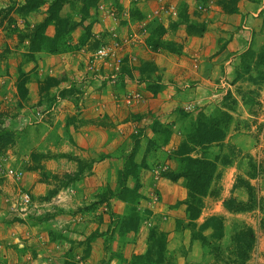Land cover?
<instances>
[{
  "label": "crops",
  "instance_id": "crops-1",
  "mask_svg": "<svg viewBox=\"0 0 264 264\" xmlns=\"http://www.w3.org/2000/svg\"><path fill=\"white\" fill-rule=\"evenodd\" d=\"M181 1L190 12L198 2ZM146 3L150 5L151 13H144ZM146 3L137 4L142 13L140 19L132 20L128 14L127 25L125 22L122 25L119 22L110 23V29L114 28L117 35L125 31L127 33V30L135 34L140 45L122 51L128 59V65H122L119 73L121 78L115 86L106 81L108 86L101 90L103 95H114L117 98H100L101 92L98 98H90L95 94L89 90L85 98H60L57 109L60 114H64L62 119L70 115L76 119V125L70 126L72 142L67 143L64 137H56L55 146L42 145L56 151V154H70L89 168L80 171L77 163L71 161L68 163L71 164L70 169L65 170L67 164L64 163L68 161L56 158L47 160L44 171L24 173L20 185L31 195L33 204L25 213H18L11 207L12 203L0 204V264H100L111 258V254L114 256L109 264H132L133 257L143 255L148 249L149 235L153 230L166 238L168 262L211 264L205 248L193 237L191 228L186 226L188 220L182 202L187 193L183 180L173 182L164 176L169 170H177V162L174 160L149 159L148 165L139 169L137 178L130 180V185L136 180L139 182L142 196L137 209L143 218L136 231L127 232L123 236L115 231L113 238L106 243L104 236L113 220L112 215L127 216L130 208L115 197L101 201L93 211L87 208L99 202V195L106 188L116 190L118 172L123 165L122 157L131 151L133 135L140 133L146 139L153 137L152 122L157 120L170 123L178 110L192 117L198 111L205 115L212 113L223 97L222 92L226 91L229 76L231 81L234 79L238 57L249 47L257 51L264 43V3L250 4L252 6L246 4L245 10L242 7L236 14L221 13L217 6L212 5L211 9L216 14L196 18L189 16L188 23L204 29L200 35L188 34L186 23L162 14L161 8L175 7L172 0H148ZM127 8L130 10L129 1ZM250 9L256 11L255 17L247 15V18ZM155 11L158 14H153ZM42 19L40 16L30 25ZM243 19L247 24L242 25ZM99 21L94 20L93 23V32L97 34L92 33L97 36L98 31H105V27L110 25L106 21ZM157 28L158 34L161 33V41L175 43L179 46L178 52L150 48L148 41L152 34H156ZM53 34V26H48L46 35L51 38ZM75 52L58 55L38 53L36 55L42 59L38 64L20 66L30 76L25 87L31 104L38 102L37 82L46 76L63 75V82L67 83L70 79L79 80L80 83L85 81L81 80L86 67L81 57L83 54L79 50ZM80 61L83 62L82 67ZM18 63L12 65L8 74L4 73L0 77V81L13 84ZM144 63L152 65L154 74L151 79L140 72ZM124 68H129L128 74H122ZM157 78L162 88L154 94L147 87ZM87 81L90 82L89 79ZM91 84L87 85V89L92 87ZM134 94H139V99L130 97ZM125 95L126 98H123ZM188 107L191 109L186 112ZM48 128L59 136L67 133L63 121L60 126L54 124ZM180 142V133L175 130L168 144L161 150L170 153ZM143 147L142 144L134 158L136 164H140L143 159ZM44 151L48 150L44 148ZM64 170L79 176L78 181L66 188H59L48 201H42L57 186L58 182L53 177L60 178ZM42 173L51 177L46 178ZM238 216L246 217L245 214ZM201 218L197 220L198 226L202 223ZM252 229L258 247L262 248L264 237L259 238L255 227ZM95 232L99 236L89 242L88 255L84 257L83 246L80 244ZM209 233L205 231V235Z\"/></svg>",
  "mask_w": 264,
  "mask_h": 264
},
{
  "label": "rangeland",
  "instance_id": "rangeland-1",
  "mask_svg": "<svg viewBox=\"0 0 264 264\" xmlns=\"http://www.w3.org/2000/svg\"><path fill=\"white\" fill-rule=\"evenodd\" d=\"M128 1L130 10L127 8ZM147 1L148 0H99L96 8L93 10L90 9L89 19H86L82 27L78 28L72 35V40L75 41L73 44H77L76 50H79L83 54L81 57L86 67H84L83 79L81 80L85 81L80 83L79 80L70 79L67 83L63 82L65 81L63 75L54 77L57 78L55 80L58 85L45 90V92L39 87V100L31 104L28 89L25 88L26 80L30 79V76L19 74L18 69L24 64H38L42 59L40 56L35 55V62H30V60L25 61L22 55L26 53L28 46L27 43H24L22 46L18 45L20 36L19 31L26 32L31 28L30 24L37 21L40 16L44 19L47 7L42 6L36 12L24 16L20 14V11L18 12L17 7L23 2L22 0H0V77L2 78L4 73L8 74L12 65L14 66V64L19 62L17 74H15L16 80L13 84H5L4 81H0V204L5 203L10 205L12 203L11 207L18 213H25L32 207L33 201L31 202V207L25 212L20 210V208H23V206L20 205L21 196L23 194L31 196L27 191L22 189L20 185L22 181H20V179H22L25 172L32 169L38 172V169H42L46 166L48 159L44 160L40 155L46 157V155L51 153L56 154V151L48 149V146H55L56 137H64L67 143L72 142L73 137L70 126L76 125V119L71 115L67 116L66 119H62L64 114H60V111L57 109V107L60 106L59 99L61 98V93L65 96L64 98H85L89 90V92L95 94L94 97L90 98H98L101 90L108 86L106 81L111 85H116L121 78L119 75L121 74L120 72L124 63L128 65V59L126 55L122 54V51H125L126 48L132 46L138 47L140 45H138L139 41L135 34L129 33L126 29L127 33L125 31V33L117 35L114 28L110 29V23L119 22L120 25H122L125 22V25H127L126 16L130 14L131 9H138L139 11L137 4L144 3L145 5ZM151 1L154 2V0ZM180 1L181 0H172V4H174L175 7H164L161 8L160 11L163 15L168 14L170 17H176L179 18L180 21H183V19L188 20L189 16L196 18L197 16L209 15L210 13L216 14L217 12L211 9L212 5L214 7L217 6L221 13H225L224 9L218 4L228 0H197L198 2L193 7L192 12L189 11L185 3L182 1L180 3ZM77 3L79 6L81 5L78 0ZM259 3L263 4L264 0H239L236 3L238 9L237 13L242 7L245 10L246 4H248L247 6H252L250 4ZM153 4L152 6H154ZM68 7L67 5L62 10L61 14L63 16L69 12ZM144 7V13H151L150 5L146 3ZM249 12L246 14V17L247 15L255 17L254 14L256 11L250 9ZM153 14H158V11H155ZM78 18H80V15ZM94 20L106 21V23L110 25H108L109 27H105V31H98L97 36L94 35L97 33L93 32ZM243 24H247L245 20L242 25ZM87 26H90V29ZM262 31L264 37V29ZM86 33H88V36H86ZM82 39H84V42L80 45ZM47 46L48 45H46V47ZM100 47L112 49L115 57L121 60L119 71H114L115 62L113 59L108 58L104 61L95 56V52ZM74 52V50H71L63 54ZM18 53L21 55V58ZM44 53L46 54V52ZM75 53L78 54V52ZM241 55L236 60L234 79L236 71L240 68ZM82 64L83 62L80 61V66ZM21 70H23V68H21ZM126 70H129V68ZM122 74L125 75L124 71ZM84 76H86V78ZM86 79H89L90 82ZM234 79L231 81V77L229 76L227 86H225L226 91L222 92L223 97L221 100L219 99L220 103L217 104L211 113V115L216 114L217 111L221 109L222 100L227 96V93H230L232 98L235 97L238 100V105L235 108V112L232 113L233 119L227 128L223 145L220 147H212L208 155L210 160L216 161V170L210 191L203 199V208L200 217H202L201 220L203 223L211 216L210 214L213 213L216 215L212 216H218L223 219L224 225V237L221 241L208 239V244L211 247L217 248L215 252L208 246L205 248L206 255L211 264H223L214 261L215 256H220L219 259L228 258L232 230L233 228L234 232L237 230L234 224H244L245 226L255 227L259 238L264 237V85L258 90L259 96L255 99L258 105L255 106L253 103L252 105L244 106L241 104L240 97L236 94V90L237 88H241L242 90H247L248 88L253 89V87L244 81L234 83ZM89 83H92V87L87 89ZM101 94L102 96H100V98H117L114 95H103L102 92ZM114 94L116 95V93ZM123 98H126V95ZM42 100L48 101V104L41 105L40 102ZM49 105L50 108H47ZM189 109H191V107H188L185 111L188 112ZM198 114H202V112L198 111ZM62 121L65 123V129L67 128V133L64 136H59L55 131L53 132L48 128L54 124L60 126ZM6 131L9 132L7 136L4 135ZM178 135L179 134H177V136ZM4 140H7V142H3ZM44 144L48 146L43 147L42 145ZM44 148L48 151H44ZM223 155H228L230 157V162L232 160L229 165H223V161L217 159L219 156ZM216 156L218 157L216 158ZM68 159H71V157L69 156ZM67 161V163H64V165L67 164V168L64 167L65 170H69L71 165L68 164L71 160ZM250 164L255 165L257 168V175L254 178L250 176ZM65 170L58 179L59 185L67 183V177L63 175L69 173H66ZM244 182H248L254 189V206L251 208V211L247 213H227L223 203L228 199L233 198L243 203L249 201L247 192L243 188ZM226 190L227 192H225ZM244 214L246 216L244 218L238 216ZM191 230L195 235L198 233L196 227H193ZM263 250L264 243L262 248H260L256 241L249 255L248 264H264ZM230 258H234V254H232Z\"/></svg>",
  "mask_w": 264,
  "mask_h": 264
},
{
  "label": "trees",
  "instance_id": "trees-1",
  "mask_svg": "<svg viewBox=\"0 0 264 264\" xmlns=\"http://www.w3.org/2000/svg\"><path fill=\"white\" fill-rule=\"evenodd\" d=\"M22 1L23 2L17 7L18 12L20 11V14L24 16L36 12L42 6L47 7L43 21L30 26L31 28L26 32L19 31L20 36L18 45L22 46L24 43H27L28 46V53L26 51L22 57L25 61L30 60V62H35V55L38 53L46 52L52 55H58L71 50L75 51L77 49V44H73L75 41L72 40V35L78 28L82 27L86 19H89L90 9H95L99 0H78V2L81 3L80 6L77 0ZM237 1L239 0H228L224 3L220 2L218 5L224 9L226 14H236L238 10L236 7ZM67 5L69 6V12L63 16L61 12ZM79 15L80 18H78ZM141 15L142 13H140L138 9H131L130 11V18L132 20L140 19ZM182 22L186 23V31L188 34L200 35L204 31L202 27L188 23L187 19H183ZM48 26H53L54 28V34L51 38L46 35ZM87 27L90 29V26ZM155 33L156 34L150 36L148 41L151 49L163 48L172 52L179 51V46L175 43L161 41V33L158 34V28L155 29ZM86 36H88V33H86ZM83 42L84 39L80 41V45H82ZM46 45L48 46L46 47ZM18 71L19 74L28 75V73L23 72L21 68H19ZM140 72L143 76H146L147 79H151L154 74L152 65L149 63L142 64ZM124 73H129V70L124 69ZM55 79L57 78L47 76L42 80H38V92L39 87L45 92V90L57 86L58 83ZM28 80H26V83H28ZM158 81L159 79L157 78V80H154L153 83L148 85L147 89L154 94L158 93L162 88ZM240 81L247 82L253 87V89L248 88L247 90L237 88L236 94L240 97L241 104L246 106L254 103V105L257 106L258 102H255V99L259 96L258 90L264 85V43L257 51L249 48L241 55V64L240 68L235 73L234 83ZM60 97L63 99L65 96L61 93ZM40 103L41 105H47L48 101L42 100ZM237 105L238 100L235 97L232 98L230 93H227V96L222 100L221 109H219L216 114L205 115L202 113L192 117L184 111L178 110L175 113L174 120L170 123H161L157 120L152 122L151 130L154 134L153 137L146 139L143 134L140 133L132 136L131 151L122 157L123 165L118 172L116 190L106 188L103 193H100L99 202H94L87 208L89 211H93L101 201H108L109 197L122 200L128 205V208H130L127 216L120 217L112 215L113 220L104 236L106 243L110 242L115 231H117L120 236H123L127 232L136 231L142 222L143 215L137 209V204L142 197L139 192L140 185L137 180L130 185L132 182L130 180L137 178L139 169L147 166V161H149V159H170L177 162V170H169L164 173V176L173 182L178 179L183 180V186L187 196L182 204L185 205V213L188 218L187 226L191 229H193V227L197 228L198 233L195 235L192 232L193 237L199 240L204 248L208 246L214 252L217 250L216 247H211L208 244V239L221 241L224 237L223 219L218 216H210L199 226L197 225V220L203 208V199L208 195L215 176L216 161H212L208 158L209 151L212 147H220L223 145L227 128L233 119L232 113L235 112ZM47 108H50V105L47 106ZM175 130H178L180 133L181 142L178 144L177 148L170 153L163 152L161 148L168 144ZM8 134L9 132L7 131L4 133L6 136ZM3 142H7V140ZM142 144L145 150L142 156L143 159L140 164H136L134 158L139 153ZM40 156L44 158V160L65 158L75 161L80 171L84 168H89L86 163H80V161H77L76 158L72 157L70 154L51 153L46 155V157L43 155ZM69 156L71 159H68ZM217 157L218 156H216V158ZM217 159H221L223 165H229L232 162V160L230 162V157L228 155L219 156ZM249 167L251 171L250 176L254 178L257 175V168L252 164H250ZM33 170L34 169L30 171ZM38 170L44 171V168ZM42 174L46 178L51 177L45 173ZM63 176L67 177V183L59 185V177H53L58 182L57 186L49 191L46 196L42 198V201H48L59 188H66L70 186L72 182L78 181L79 179V176H73L72 174H65ZM244 183L243 188L247 192L249 201L243 203L233 198L228 199L223 203L227 213H247L251 211V208L254 206V189L248 182ZM29 197L32 202V197ZM234 226L237 230L235 232L234 228L232 230L228 258L219 259L220 256H215L214 261L223 264H248L249 255L256 243L255 232L251 227L245 226L244 224H234ZM205 231H210V234L205 235ZM97 236H99V234L95 232L91 238L80 244L83 246L84 257L88 255L89 242ZM165 244L166 238L163 234L156 230L151 231L148 240V249L143 255L133 257L132 264H173L166 259ZM232 254H234V258H230ZM111 256L113 257L114 255L111 254ZM112 257L102 261L100 264H109Z\"/></svg>",
  "mask_w": 264,
  "mask_h": 264
},
{
  "label": "built area",
  "instance_id": "built-area-1",
  "mask_svg": "<svg viewBox=\"0 0 264 264\" xmlns=\"http://www.w3.org/2000/svg\"><path fill=\"white\" fill-rule=\"evenodd\" d=\"M95 56L101 60H107L108 58H111L114 60L115 68L114 71H119L121 60L119 58L115 57V54L113 53L112 49L106 48V47H100L96 52ZM133 99H139V94H134L130 96ZM21 206L23 208H20L21 211L25 212L29 207H31V200L28 194H23L21 196Z\"/></svg>",
  "mask_w": 264,
  "mask_h": 264
}]
</instances>
